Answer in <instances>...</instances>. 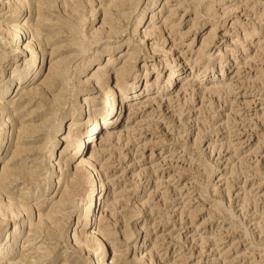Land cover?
Returning <instances> with one entry per match:
<instances>
[{
    "label": "rangeland",
    "instance_id": "1",
    "mask_svg": "<svg viewBox=\"0 0 264 264\" xmlns=\"http://www.w3.org/2000/svg\"><path fill=\"white\" fill-rule=\"evenodd\" d=\"M0 264H264V0H0Z\"/></svg>",
    "mask_w": 264,
    "mask_h": 264
},
{
    "label": "bare ground",
    "instance_id": "2",
    "mask_svg": "<svg viewBox=\"0 0 264 264\" xmlns=\"http://www.w3.org/2000/svg\"><path fill=\"white\" fill-rule=\"evenodd\" d=\"M173 79V77L170 79V81ZM118 90H114V91H112L111 92V94H109L108 96H107V98L108 97H110V99H108V100H106L105 101V104L106 105H113V104H115V102L117 101V97H118ZM106 111V110H105ZM108 112H109V110H108ZM107 112H105V113H103L102 114V118H105L106 116H107V114H106ZM112 117V116H111ZM92 206V205H91Z\"/></svg>",
    "mask_w": 264,
    "mask_h": 264
}]
</instances>
